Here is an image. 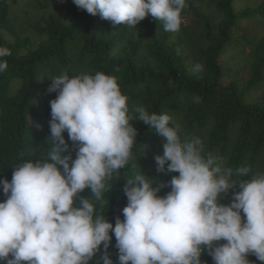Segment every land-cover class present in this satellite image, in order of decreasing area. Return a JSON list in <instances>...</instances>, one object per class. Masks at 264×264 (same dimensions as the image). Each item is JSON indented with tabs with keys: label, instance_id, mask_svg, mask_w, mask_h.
I'll return each mask as SVG.
<instances>
[{
	"label": "clouds",
	"instance_id": "9594fccd",
	"mask_svg": "<svg viewBox=\"0 0 264 264\" xmlns=\"http://www.w3.org/2000/svg\"><path fill=\"white\" fill-rule=\"evenodd\" d=\"M72 3L113 25L135 27L150 15L170 32L179 30L187 7L186 0ZM9 54L0 47V57ZM6 68L7 61L0 60V72ZM48 92L57 96L49 102L52 146L47 158L16 166L11 182L0 179L7 197L0 202V264H89L101 245L105 251L100 259L112 264L110 231L119 264H202L203 251L214 264H250L248 254L264 264V173L233 180V169L224 167L221 158L203 154L199 138L182 141L168 115L137 106L135 120L164 141L163 154L154 158L156 171L179 175L172 177L164 197L142 174L129 180L124 219L117 217L113 227L79 194L88 189L95 201H102L107 181L132 159L137 131L130 124L128 97L114 77L102 72L72 78L61 74L51 79ZM65 131L77 148L74 160L65 155L70 152ZM249 173L247 167L236 169L238 176ZM237 184L240 191L233 193L232 202L221 204L222 194ZM221 240L226 243L214 246Z\"/></svg>",
	"mask_w": 264,
	"mask_h": 264
},
{
	"label": "trees",
	"instance_id": "16d2710c",
	"mask_svg": "<svg viewBox=\"0 0 264 264\" xmlns=\"http://www.w3.org/2000/svg\"><path fill=\"white\" fill-rule=\"evenodd\" d=\"M17 1L0 0V47L10 53L0 57L7 61L0 72V179L11 182L16 166L47 158L52 146L49 102L57 96L48 92L51 79L97 72L116 79L128 97L130 124L137 131L132 159L107 181L103 200L95 201L88 189L79 194L88 197L113 227L117 217L124 219V189L129 180L142 174L164 197L171 191L172 177L179 175L156 171L154 158L163 154L164 141L154 129L135 120L137 106L150 114L168 115L169 125L182 141L199 138L203 154L221 158L224 167L233 169V180L264 173V1L235 11L233 0H186L181 16L191 23L181 24L176 32L165 31L163 23L150 15L135 27L113 25L99 14L78 9L72 0H51L53 9L45 7L34 13L31 25L16 29L10 7ZM245 22H254L257 29L249 42L238 33ZM197 65L202 70H195ZM229 65L230 70H246L248 78L241 84L225 83ZM10 87L15 88L12 96ZM62 135L70 150L65 155L74 160L77 148L66 131ZM241 167L250 169L248 176L236 175ZM238 191L237 184L219 202L229 205ZM6 198L0 185V202ZM240 214L243 222L246 217ZM109 235L107 253L112 264H119L114 234ZM224 243L214 242V246ZM104 251L101 245L89 264H103ZM200 259L202 264H214L207 251ZM247 259L262 264L252 254Z\"/></svg>",
	"mask_w": 264,
	"mask_h": 264
},
{
	"label": "rangeland",
	"instance_id": "374dc122",
	"mask_svg": "<svg viewBox=\"0 0 264 264\" xmlns=\"http://www.w3.org/2000/svg\"><path fill=\"white\" fill-rule=\"evenodd\" d=\"M51 0H18L16 3H13L11 5V18H12V24L17 29L19 25H24L23 28L26 26L31 25L32 20H35L34 13H39L44 10V8H49L48 10L53 9V6L51 5L49 7ZM264 0H233V8L235 11H240L241 9H245L247 7L253 8L258 3L262 2ZM48 5V6H47ZM33 17V19H32ZM191 23V19L187 16H181V24L183 26H188ZM257 29L255 28V23H242V28L238 32L239 35H245L248 42L249 39H253L256 37ZM3 39L9 40V37L6 34H1ZM228 72H227V78L225 80V83H229L231 81H237L240 84L248 78V72L246 70H240L239 68L230 70L233 68L232 65L228 66ZM15 82L12 81V84ZM15 93V88L10 87L8 90V95L12 96Z\"/></svg>",
	"mask_w": 264,
	"mask_h": 264
}]
</instances>
